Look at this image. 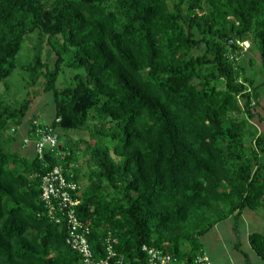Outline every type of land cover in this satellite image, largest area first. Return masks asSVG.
<instances>
[{
  "label": "trees",
  "instance_id": "obj_1",
  "mask_svg": "<svg viewBox=\"0 0 264 264\" xmlns=\"http://www.w3.org/2000/svg\"><path fill=\"white\" fill-rule=\"evenodd\" d=\"M36 30L47 35V57L38 47L21 67L28 87L42 77L41 92L53 95L43 125L58 146L42 159L13 150L18 127L30 136L38 121L24 123L36 94L0 99V264H77L39 197L57 165L72 168L94 255L110 236L125 264H148L144 245L191 264L218 222L236 229L245 210L264 209V0H0V83ZM245 41L261 81L247 68ZM63 67L79 71L57 84ZM81 129L83 149L60 142ZM248 241L264 258V236Z\"/></svg>",
  "mask_w": 264,
  "mask_h": 264
},
{
  "label": "built area",
  "instance_id": "obj_2",
  "mask_svg": "<svg viewBox=\"0 0 264 264\" xmlns=\"http://www.w3.org/2000/svg\"><path fill=\"white\" fill-rule=\"evenodd\" d=\"M28 131V128H27ZM30 138L34 141V152L43 158L47 149L58 146V138L50 126H45L34 120L30 131ZM26 139L23 145H26ZM40 201L44 207V214L55 224L65 227V243L78 254L77 264H125L124 259L114 252L112 237L105 239L104 253L95 256L89 244L91 234L90 222L83 221L77 214L80 205V189L73 179L72 168L65 169L57 165L47 171L40 180ZM142 251L147 256L148 264H182L161 248L144 245ZM191 264H213L209 256L201 251Z\"/></svg>",
  "mask_w": 264,
  "mask_h": 264
},
{
  "label": "rangeland",
  "instance_id": "obj_3",
  "mask_svg": "<svg viewBox=\"0 0 264 264\" xmlns=\"http://www.w3.org/2000/svg\"><path fill=\"white\" fill-rule=\"evenodd\" d=\"M41 41V42H40ZM242 52L248 51L247 55L250 57L253 61V64L251 66H247L249 70L255 74V78L258 81H261L262 75L260 73L259 69V62L258 57L256 55V51L253 49L251 50V45L249 42L245 41L241 44ZM38 47L41 48V53L44 58L47 57V54L49 52V45L47 44V35H44V33L39 32L38 30L29 33L26 37L24 42L22 43L21 49L19 53L16 56V64L17 67L12 73L10 77L5 79L3 82L0 83V99H5L6 101L10 102H20L24 97L25 94L29 91L31 93H35L36 97L34 100V104L31 108V110L27 113V115L24 118V123L27 122V120L32 117V115H35L38 119V121L41 124L48 123L52 120L53 116V95L51 92L48 93H42L41 92V86L43 84L44 78L40 77L35 85L33 87H28L27 80L30 77L29 71L25 70V68H22V65H27L29 62L32 61V58L35 54L36 49ZM54 58L55 54H50L51 59V67L54 68ZM50 67V68H51ZM79 70L75 69H68L64 68L62 72L60 73V76L57 79V84L61 83H67L69 77ZM260 97H261V105L264 107V86L260 88ZM27 126L26 124H22L18 127L17 130V139H20L21 141L26 139V145L22 147L21 142H13L12 149L22 152L25 155H28L29 158H32L34 155V151L31 150V148H34V141L33 138H30L27 133ZM62 138L60 139V142H62L65 138L69 139L71 142L74 141H81L80 147L83 149L84 147V141H89V135L88 131L86 129H81L80 131H70L66 135H63V133H60ZM19 141V140H18ZM88 157L81 154L79 156V167L81 169L82 177L79 180L80 188L83 189L87 186V177L85 172L88 168ZM259 212V214H258ZM255 214L259 215L264 220V209H258ZM241 223V220L238 222ZM260 230V229H259Z\"/></svg>",
  "mask_w": 264,
  "mask_h": 264
},
{
  "label": "crops",
  "instance_id": "obj_4",
  "mask_svg": "<svg viewBox=\"0 0 264 264\" xmlns=\"http://www.w3.org/2000/svg\"><path fill=\"white\" fill-rule=\"evenodd\" d=\"M31 150L34 151V148ZM255 212L257 210H245L236 229L233 222L227 219L218 222L201 238L202 250L213 264H246L247 261L249 264H264V258L254 252L248 241L251 232H258L264 236V220ZM237 241L240 243V250L235 247Z\"/></svg>",
  "mask_w": 264,
  "mask_h": 264
}]
</instances>
